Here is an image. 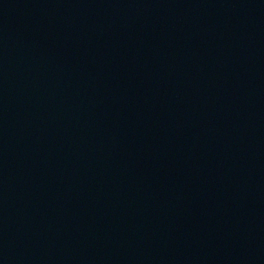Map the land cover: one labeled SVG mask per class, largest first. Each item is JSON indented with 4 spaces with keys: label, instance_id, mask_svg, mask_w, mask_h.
I'll use <instances>...</instances> for the list:
<instances>
[{
    "label": "water",
    "instance_id": "95a60500",
    "mask_svg": "<svg viewBox=\"0 0 264 264\" xmlns=\"http://www.w3.org/2000/svg\"><path fill=\"white\" fill-rule=\"evenodd\" d=\"M0 264H264V0H0Z\"/></svg>",
    "mask_w": 264,
    "mask_h": 264
}]
</instances>
